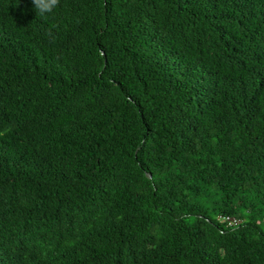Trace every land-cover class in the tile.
Returning <instances> with one entry per match:
<instances>
[{
  "label": "trees",
  "instance_id": "1",
  "mask_svg": "<svg viewBox=\"0 0 264 264\" xmlns=\"http://www.w3.org/2000/svg\"><path fill=\"white\" fill-rule=\"evenodd\" d=\"M0 264H264V0H0Z\"/></svg>",
  "mask_w": 264,
  "mask_h": 264
},
{
  "label": "clouds",
  "instance_id": "2",
  "mask_svg": "<svg viewBox=\"0 0 264 264\" xmlns=\"http://www.w3.org/2000/svg\"><path fill=\"white\" fill-rule=\"evenodd\" d=\"M36 10L37 16L47 18L59 6L60 0H31ZM51 35V33H49Z\"/></svg>",
  "mask_w": 264,
  "mask_h": 264
},
{
  "label": "built area",
  "instance_id": "3",
  "mask_svg": "<svg viewBox=\"0 0 264 264\" xmlns=\"http://www.w3.org/2000/svg\"><path fill=\"white\" fill-rule=\"evenodd\" d=\"M218 220L220 223L225 224L228 228H236L241 224V220L229 216H221Z\"/></svg>",
  "mask_w": 264,
  "mask_h": 264
},
{
  "label": "water",
  "instance_id": "4",
  "mask_svg": "<svg viewBox=\"0 0 264 264\" xmlns=\"http://www.w3.org/2000/svg\"><path fill=\"white\" fill-rule=\"evenodd\" d=\"M147 177H148L149 179H151V175H150V174H147Z\"/></svg>",
  "mask_w": 264,
  "mask_h": 264
}]
</instances>
